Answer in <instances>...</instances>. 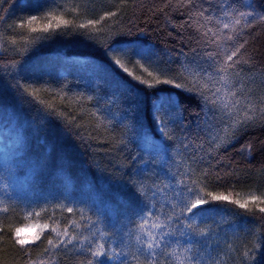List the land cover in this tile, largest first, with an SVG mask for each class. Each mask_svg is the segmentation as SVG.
<instances>
[{
    "label": "trees",
    "instance_id": "1",
    "mask_svg": "<svg viewBox=\"0 0 264 264\" xmlns=\"http://www.w3.org/2000/svg\"><path fill=\"white\" fill-rule=\"evenodd\" d=\"M85 2L89 5L85 10L93 8L91 14L84 13V7L76 15L65 12L62 15L73 25H61L47 33H33L27 26L10 27L35 11L31 6L24 7L22 0H3L0 4L4 16L0 22V45L4 46L0 49V134L9 143L0 152V223L5 228L0 233L4 237L0 240V264H25L29 258H45L46 238L55 222L62 231L75 219L81 224L80 231L87 233V222L80 220L77 208L101 221L100 229L124 241V250L134 251V221L143 203L137 199L133 185L142 186L144 201L159 207L173 199L170 189L180 190V179H189L185 175L189 166L196 169L192 179H201L200 170L209 168L210 174L203 177L208 191L225 195L231 192L233 199L264 192V124L238 131L232 143L217 149L205 124L198 119L201 101L195 92H181L166 84L147 89L122 70L118 73L109 66L105 50L120 39L124 43L119 46H132L143 57L150 50L157 60V71L187 84L184 77L188 73L179 75L181 65L187 64L193 70L198 66L208 68L210 61L204 53L214 50L197 43L200 33L184 23L189 9L165 7L167 0ZM196 2L215 13L221 0ZM254 4L258 11L264 10V0H254ZM110 12L117 14L95 27H78ZM45 23L39 20L33 26L41 28ZM245 38L248 43L242 52L249 53L251 61L237 66L242 70L238 76L262 75L264 25L251 28ZM135 52L128 53L132 66L140 58ZM56 56L65 58L66 67L59 68ZM90 62L100 68L88 74L86 66ZM141 63L148 65L144 59ZM134 72L151 80L139 66ZM30 92H35V97ZM169 94L179 97L183 119L176 117L175 123L166 119L169 136L162 137L152 122L151 101L156 95ZM100 96L113 104V113L103 108L106 103L99 101ZM184 137H188L187 147ZM247 145L252 151L242 153L241 147ZM157 188L164 191H154ZM40 194H50L52 200L41 208L25 210L29 198ZM61 205L72 207L73 212ZM208 207L219 211L212 213L206 223L196 218V225L208 230L209 235L193 236L194 250L219 264H245L243 253L247 250L254 256L253 264H264V214L226 202ZM33 211L40 212V216L31 214ZM45 223L48 229L43 228ZM28 225L38 226L36 234L42 235L40 241L27 245L31 252L26 256L12 235L17 227ZM68 231L74 233V227ZM91 231L99 237L97 228ZM173 231L176 235L169 237V250L191 244L182 235L190 229L181 226ZM112 246L105 245L109 249ZM89 255L69 245L68 249L56 250L55 264H87Z\"/></svg>",
    "mask_w": 264,
    "mask_h": 264
},
{
    "label": "snow or ice",
    "instance_id": "2",
    "mask_svg": "<svg viewBox=\"0 0 264 264\" xmlns=\"http://www.w3.org/2000/svg\"><path fill=\"white\" fill-rule=\"evenodd\" d=\"M24 7H33L34 12L24 17L12 28H24L27 26L31 32L47 33L50 29H59L61 25L68 27L73 25L71 20L65 19L63 15H56V10L60 7L57 0H50L51 5L41 3L40 0H22ZM211 4V0H208ZM3 0H0V4ZM242 5L243 7H239ZM172 5L173 9L188 8L189 12L184 23L193 27L200 35L197 37V43L204 47H212L213 51L205 52L207 61H210L208 68L198 66L192 71L187 64H182L180 76H184L185 72L188 76L184 77L188 80L187 84L177 82L176 77H169L162 71H152L141 60L144 59L141 52L136 51L133 67L139 66L151 80L143 78L141 75H134L127 66V62L132 59L128 55L129 50L121 48L119 45L124 43L123 40H116L110 44L105 50L108 57L109 66L118 73L122 70L127 76L138 82L139 85L146 86L147 89L156 88L160 84L171 85L181 92H195L201 101V115L198 119L205 124L207 130L211 133L212 129L217 132L211 136L216 140L215 148H220L223 144L232 143L233 138L238 131L244 128L255 126L256 123L264 124V97L256 101L250 94H246L247 90L243 85L236 84L234 79L242 71L237 66L241 63L249 64L251 56L247 52H242L248 43L245 38L246 33L257 25H264V10H257L254 0H221L216 5L217 11L213 13L211 8H203L196 0H167L165 7ZM74 12L79 11V7L73 9ZM116 12L106 13L98 20H87L78 25L81 29L95 27L101 24L104 19L115 16ZM39 20H46L41 28L34 27ZM4 21V16L0 14V22ZM227 30V31H225ZM12 43H16L15 40ZM0 45V49H3ZM195 51V49H193ZM113 53L123 54L125 59H121ZM163 77V78H162ZM123 79V76H122ZM127 82V81H125ZM26 92L29 90L24 89ZM35 97V92H30ZM182 107L178 96L169 94L167 96L156 95L151 101V116L155 129L162 137H168L166 129L170 123L176 122V117H180ZM163 114V116L161 115ZM93 115H96L95 113ZM199 126V125H198ZM184 146H188V137H184ZM203 147V145H201ZM241 152H251L252 146H242ZM201 159H203L201 157ZM196 169L189 166L185 175L188 180L180 179L178 181L179 191L175 188L170 189L174 193L172 200L165 201L159 207L156 204H150L143 200L145 192L142 186L133 185L137 199L143 203V207L137 214L135 233L132 239L135 242L134 251H126L121 247L124 241L115 239V234L109 235L106 229H100L98 225L101 223L98 219H93L91 215H85V209L77 208L81 221L87 222V233L81 232V224L75 219L70 220L68 225L61 231L58 222L51 228V235L46 238V246L43 252L47 256L38 261L31 258L25 261V264H55V254L57 249H68L71 245L82 251H87L90 255L87 264H107L109 261H118L119 264H219L214 261L211 256L204 258L199 250H194L195 241L193 236L206 237L209 231L199 228L195 220L201 218L202 223H206L212 213L219 211L217 207H208L215 202H226L234 204L240 209L252 212L254 209L264 214V192L257 195L255 192L249 193L243 199H233L231 192L227 195L224 193H216L208 191L207 184L203 177L210 174L209 168H203L199 172L201 179H192ZM218 175V174H217ZM168 186H164L167 188ZM164 188H157L154 191H164ZM66 211L73 212L72 207L64 205ZM165 208L167 210L165 211ZM7 211V208L3 209ZM195 210V211H194ZM47 211V209H41ZM39 217L40 212L33 213ZM29 213H26V216ZM191 218V219H190ZM181 226L190 229V233H182L187 236L191 242L190 245L180 248H172L169 250L171 241L169 237L175 236L176 232L173 228L179 229ZM74 227V233H69L68 228ZM44 229H48L49 225L45 223ZM97 228L99 237L93 235L91 229ZM5 228L0 223V233ZM24 229L17 227L12 235L15 245L20 246L24 254L30 255L31 249L27 245L36 243L41 240L42 233L34 236H23L21 233ZM4 237L0 236V240ZM106 244L113 245L110 249L106 248ZM117 248H120L118 251ZM245 264H253L254 256L250 255L247 250L243 253Z\"/></svg>",
    "mask_w": 264,
    "mask_h": 264
},
{
    "label": "rangeland",
    "instance_id": "3",
    "mask_svg": "<svg viewBox=\"0 0 264 264\" xmlns=\"http://www.w3.org/2000/svg\"><path fill=\"white\" fill-rule=\"evenodd\" d=\"M85 1H87V0H57V2L60 4V7L56 10V15H62L65 12H69L73 15H76V14L80 13L82 9H83L84 13L91 14L93 8L90 7L89 9L85 10V6H86ZM40 2L48 4L50 7H53V8L56 7V5L50 4V0H40ZM77 6L79 7V10H80V7H84V8H82L78 12H74L73 9L76 8ZM88 6H86V7H88ZM120 47L128 49L129 52L131 50L137 51V49L132 48V46L131 47L120 46ZM112 55H118L121 59H125L123 54L113 53ZM57 58L59 60V68L60 67H66L68 62L65 60V58L63 56L54 57L55 60ZM144 60H146V63H148L147 66L149 67V70L157 71V65H158L157 60H156L154 54L148 49L146 50V52L144 54ZM126 62H127V66L129 67V69L133 72L134 75H136L134 72V67L132 66V64H129V61H126ZM83 64H84V62H83ZM86 68H87V73L90 74L91 72H93L92 69L93 70H94V68L99 69L100 67L93 64L92 62H90V64H88V66H86ZM190 68L192 71L196 70V69L193 70V67H191V66H190ZM144 76H147V73H144ZM234 79L236 80L237 86L243 85V87L247 90L246 94H250L256 101H259L261 97H264V74L258 75V76H249V78L236 76ZM99 101L102 104L106 103V106L103 104L104 109H106V108L109 109L110 113L114 112L113 111V104L106 102V100L104 99L103 96L99 97ZM216 132H217V129H215V128L212 129L211 133L209 132V138L214 144H216V140L211 139V136L214 135ZM8 146H9V143L6 142L4 137L0 134V152L5 151V149ZM50 200H52V195H50V194H40V195H37L35 197H31L28 200L29 203L24 206V209L28 210V209H32L35 207L41 208V207L47 205V203ZM3 205H7V204H3ZM22 229H24V231L21 233V235H23V236H34L37 233L38 226L28 225V226L22 227Z\"/></svg>",
    "mask_w": 264,
    "mask_h": 264
}]
</instances>
